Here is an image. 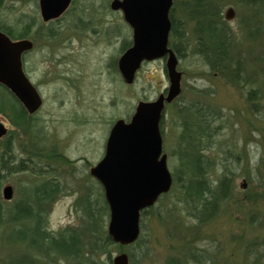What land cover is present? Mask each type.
<instances>
[{"label":"rangeland","instance_id":"obj_1","mask_svg":"<svg viewBox=\"0 0 264 264\" xmlns=\"http://www.w3.org/2000/svg\"><path fill=\"white\" fill-rule=\"evenodd\" d=\"M119 1L73 0L50 23L43 21L38 0L1 1L0 25L16 34L28 27L26 39L35 43L24 70L42 104L28 114L24 128L0 113V264L82 263L45 252V244L30 246L33 222L9 221L8 211L21 199L34 201L31 192L46 177L36 173L38 164L60 187L53 203H43V229L56 235L81 230L87 198L98 204L105 200L90 170L104 157L114 124L132 119L140 103L167 97L171 81L165 59L142 63L132 82L119 69L133 44ZM187 2L173 0L171 7L184 36L170 42L185 50L179 58L172 49L181 78L178 93L165 103L159 129L172 186L141 217L138 241L108 245L94 257L96 264H111L109 257L113 264L123 253L129 264H199L190 258L193 251L204 264H264V1L214 0L230 35L226 76L212 72L197 50V21ZM251 91H256L253 98ZM194 123H207L210 137L201 139ZM8 150L31 167L23 172L14 171V164L4 168ZM197 153L208 166L207 185L218 197L215 218L203 223L188 214L183 191L191 175L187 157ZM6 186L14 191L11 201L3 200ZM32 208L25 201L16 214ZM102 216L108 231L110 211ZM21 225L24 231L17 230Z\"/></svg>","mask_w":264,"mask_h":264},{"label":"water","instance_id":"obj_2","mask_svg":"<svg viewBox=\"0 0 264 264\" xmlns=\"http://www.w3.org/2000/svg\"><path fill=\"white\" fill-rule=\"evenodd\" d=\"M43 21L54 20L70 7L73 0H38ZM173 0H121L125 21L133 28V46L123 55L120 70L128 82L142 63L166 59L171 81L167 97L140 103L132 119L117 121L110 131L102 160L90 170L104 189L110 210L108 236L114 243L131 245L138 241L141 212L168 193L172 175L163 154L160 129L166 102L178 93L181 74L170 48ZM33 48L28 39L13 40L0 30V84L11 90L29 114H34L42 98L23 70L24 52ZM0 134H3L0 131ZM246 185H242V188ZM11 186L3 189V200L11 201ZM113 264H129L127 254L114 258Z\"/></svg>","mask_w":264,"mask_h":264},{"label":"trees","instance_id":"obj_3","mask_svg":"<svg viewBox=\"0 0 264 264\" xmlns=\"http://www.w3.org/2000/svg\"><path fill=\"white\" fill-rule=\"evenodd\" d=\"M0 0V6L2 4ZM247 3L256 4L262 3L264 0H245ZM188 6V11L196 19V33H197V50L202 55L203 60L206 65H208L212 72L217 73L221 76H226L227 66L231 60V42L230 35L227 30L225 23H223V18L214 5V0H188L186 3ZM173 19V17H172ZM171 35L172 39L179 36L180 40H183V31H181L180 26L174 19L172 24ZM0 30L2 33H6L13 40L26 39L28 37L27 31L28 27H25L21 34L14 33L11 27H4L0 25ZM170 48L173 49L179 58L183 57V45L176 42H170ZM256 91H251L249 98H253ZM0 113L6 114L10 119L12 125L16 128H24L26 124L31 120L30 115H28L27 109L24 107L23 103L15 96V94L0 84ZM202 120L208 121L207 115L200 113ZM186 129L190 127L187 125ZM196 125L199 133L201 134V139L204 137H210L211 133L207 123L192 124ZM200 150V149H199ZM3 159V167L9 166L11 164L16 165L14 171H27L28 167H31L29 162L25 160H16L13 158L11 151L8 150L6 156ZM186 167L188 174L190 175L189 181L183 185L184 188V198L185 202L188 204V214L193 216L199 222H205L211 218H215V213L217 210L218 197L216 193L210 189L207 185V168L205 161L202 159L199 153L187 157ZM200 165H204L203 167ZM39 176H46L31 192V196L34 199H21L19 202L15 203L13 207L8 211L9 221L20 222L30 220L31 227L28 229L30 235H32L30 246L37 247L40 246L37 243L47 245L45 252L58 253L63 257H67L73 260H81L83 262L79 264H96L94 257L97 254H103L107 250V246L113 244V240L108 236V231L105 230L103 224V214L104 212H109V206L106 200L102 204H98L97 201H92L87 198L86 203V221L81 230L76 229H66L59 234H53L46 229L44 215L42 211L43 203L54 201V196L60 192V187L57 182L52 178H47V173L49 170H44L37 164L35 166ZM1 174V172H0ZM102 186V185H101ZM103 188V187H102ZM103 190V189H102ZM224 190V189H223ZM104 191V190H103ZM29 202L32 204L33 208L29 213H24L23 215L16 214L19 205L23 202ZM1 202H0V228L3 225V212H2ZM148 209L143 210L140 214L141 217L146 213ZM44 223V226H43ZM24 231L26 229L25 225H21L17 230ZM86 251V252H85ZM190 258L195 263L204 264L200 259L201 256L196 252H190ZM109 261L112 264V259L109 257ZM177 264V263H175ZM187 264V263H183Z\"/></svg>","mask_w":264,"mask_h":264},{"label":"flooded vegetation","instance_id":"obj_4","mask_svg":"<svg viewBox=\"0 0 264 264\" xmlns=\"http://www.w3.org/2000/svg\"><path fill=\"white\" fill-rule=\"evenodd\" d=\"M67 11V10H66ZM119 12H121V14L124 16V14H123V12H122V10H119ZM64 14V13H63ZM62 14V15H63ZM172 14V8L170 9V13L168 14L169 15V17H170V21H171V29H172V27H173V23H174V17H173V15H171ZM61 15V16H62ZM61 16H59L58 18H55L54 20L52 19V20H48V21H46V23H50V22H53V21H56V20H59L60 18H61ZM172 17H173V19H172ZM125 19V18H124ZM45 22V21H44ZM128 24V23H127ZM129 25V24H128ZM128 27H130V25L128 26ZM130 28H132V27H130ZM132 30H133V28H132ZM29 41H31L32 42V44H33V48L30 50V51H28V52H24V54H23V57H22V61H23V70H24V63H25V61H26V55L28 54V53H30V52H32L34 49H35V43H34V41H32V40H30V39H28ZM132 46H133V44H132ZM129 50V49H128ZM166 69H167V67H166ZM168 71V70H167ZM24 72H25V70H24ZM35 87V86H34ZM36 88V87H35ZM36 90H37V88H36ZM38 91V90H37Z\"/></svg>","mask_w":264,"mask_h":264}]
</instances>
